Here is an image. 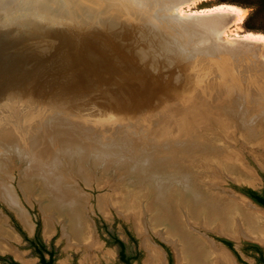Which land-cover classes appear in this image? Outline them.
<instances>
[{
	"label": "bare ground",
	"instance_id": "6f19581e",
	"mask_svg": "<svg viewBox=\"0 0 264 264\" xmlns=\"http://www.w3.org/2000/svg\"><path fill=\"white\" fill-rule=\"evenodd\" d=\"M196 1L201 0H0V116L8 110L21 125H28L29 119L35 113L36 110L32 107L27 109L28 107H19L18 104L13 106L15 102L10 84L18 76H23L19 83L21 87L24 82L23 88L17 95L21 100L31 98L34 94L36 96L46 94L53 102L61 100L66 94L72 97L73 104L85 99L94 101L99 97L106 98L109 104L113 101H123L121 108L118 106L121 118L127 111H131L136 117L153 116L154 125H162L160 129L167 135L165 139L177 147L189 142L186 132L194 128L191 146L187 147L188 150L179 160H159L138 168L125 163L127 160L124 163H108L95 154L86 157L80 152L81 156L78 153L66 154L68 157L63 169L67 168L68 171L73 169L76 176L89 183L90 175L86 173L85 167L91 169L90 172H94L95 168L100 171V182L103 184L104 179L118 175L120 170L114 184L119 191L110 196L101 195L100 208L106 209V202H117L126 212L134 214L140 231L148 220L155 231L164 233L166 238L178 243H175L174 248L176 264H237L230 252L215 246L208 238L192 231L190 225L198 222L203 228L213 227L236 239L246 236L264 243V208L240 193L236 192L242 196L241 198L223 193L224 189L220 188V183L217 182L219 178H224V174L233 178L243 177L253 182L252 176L245 169L248 166L236 150L229 147L228 135L237 132L239 135L244 133L253 137L263 136L264 115H259L261 122L257 121L258 119H250L245 106L237 105L236 110L228 109V113H225L227 109L214 111L193 121L191 116L194 115H190L188 110L189 106H193L191 108L193 109L200 103L198 92L193 83L188 81V77L182 73L180 61L176 59L180 52L179 46L172 45L168 36L183 30L184 37L193 41L202 33L201 31L210 29V23L216 24L219 26L215 34L218 39L215 44L217 48L226 56L243 64L246 72L253 71L252 73L264 77V33L249 31L242 35L230 36L227 30L243 21V9L225 3L200 10L183 9ZM168 8H174L175 13H168ZM132 33L149 38V43L141 47L130 46ZM67 40H72L75 45V48L67 53V56H71L70 60H65L56 67L41 69L35 76L25 81L30 69L40 61H45L47 57L62 50H68L69 48H64ZM160 49L164 53H159ZM170 76L171 78L164 83L163 80ZM182 76H185L186 81L180 90L177 83L182 81ZM238 78L236 77V80ZM110 84L114 89L111 87L109 90L113 91L107 93L105 88ZM85 88L87 90L90 88L91 91L88 92L84 90ZM251 88L249 93L251 92L253 98L264 96L261 91ZM235 90L232 94H235ZM237 98L243 100L239 96ZM193 102L196 104L192 105ZM260 107L264 106L261 104ZM175 112H178L177 119L163 126L162 121ZM54 114H57L56 111ZM198 114L200 115V112ZM115 121L118 123L117 119ZM61 124L57 119H50L46 123L47 129L44 133L33 139L36 145H42L41 150L37 149L33 164L30 163L31 158L25 150L24 154L30 162L24 168L26 171L23 174L24 183L21 189L26 196H31L35 189L34 181L43 183L38 195L45 197L43 209L50 214L46 218V233L51 234L54 231L53 219L56 221L61 219L62 225L64 224L63 234L67 239L70 242L84 243L91 249L98 247L100 243L95 240L92 223L86 217L85 197L81 196V191L74 184L70 185L71 179L63 169L56 176L50 167L60 149L66 150L76 144L81 148L78 144L80 141L73 138L79 134L75 135L74 132V136L70 137L71 134H67L68 128ZM201 130L208 136V138L201 136L205 141L198 139ZM7 140L9 138L3 143ZM147 143L131 141L122 148H120L122 143H119L120 145H116L120 147L113 150L116 151L115 154L131 159L130 161L142 157L143 154L150 155L149 145L154 146L162 155L174 154L173 150H166L168 143L162 145L158 141L155 144ZM15 146L12 145L8 150ZM108 149L103 148L101 155H107ZM206 149H210V153L202 152ZM3 157L4 155L0 157V174L6 176L2 172L6 168L2 161ZM215 157L222 160L219 163L224 164L221 166L218 163L224 168V171L218 173L219 177L208 170L212 164L211 160H215ZM74 158L76 162L72 160ZM85 161L88 163L87 166L83 164ZM105 161L106 164L103 163ZM193 162L195 163L192 164ZM112 168L114 169L111 172ZM215 169L218 171L217 164ZM2 175L0 192L7 200L10 199L17 204L19 200L16 191ZM14 208L18 212L17 208ZM23 213L28 221L29 216L26 212ZM145 245L149 246L150 250L149 263L163 264L162 251L148 240Z\"/></svg>",
	"mask_w": 264,
	"mask_h": 264
},
{
	"label": "rangeland",
	"instance_id": "374dc122",
	"mask_svg": "<svg viewBox=\"0 0 264 264\" xmlns=\"http://www.w3.org/2000/svg\"><path fill=\"white\" fill-rule=\"evenodd\" d=\"M222 3L234 4L236 6H239L243 9L244 13L243 21L239 24L232 25L227 30L228 35L237 36L238 34L242 35L249 31L264 33V0H201L196 1L191 5H187L183 9L187 11H191L194 9L200 10L214 7ZM174 10V8L167 9L168 13H175ZM123 19L126 20L125 18ZM209 25L210 29L201 31L202 33H200L197 38L193 39V41L187 40V38L184 37L183 30L175 32L174 34H172V36H168L172 45H176L177 47L179 46L178 48L180 49V52L176 56V59L180 61L182 73L188 77L189 82L193 83L192 85L194 86L195 90L197 89L198 92L197 97L200 98H198V103H200L197 104L196 107L191 109L193 106H189V114L194 115L191 116L194 118H192V120H199L202 117H205V115L210 114L214 111L220 112L225 111L226 109L231 110V108H234V110H236L238 107L245 106V110L250 114V116L248 115L249 118L254 120L258 119L257 121L261 122V120H259V115H264V107L260 106L261 104L262 106H264V96L253 98L251 92L249 93V91L252 87L253 89L261 91V94L264 95V77L257 75V73H252L253 71L246 72L245 70L247 69H245L243 64H239V62L234 58L228 57L224 53H222V51H220L215 45L218 40L215 37V34L217 33V29L219 30V26L212 23H210ZM132 35L133 36H130V46L132 47H141L144 44L149 43L150 41L149 38H146L143 35H136L134 33H132ZM205 41H207L209 44ZM64 48L69 49L62 50L61 52L53 54L51 57H47V60L49 59V61H40L38 65L33 67V69H30L32 72L29 70L30 73L29 75L27 74L28 77H25L26 79L24 78L25 81L28 78H32L33 76H35L36 73L40 72L41 69H44L46 67H56L59 64H62V62H65V60H70L71 56H67V53L75 48L74 42L72 40H67L64 43ZM128 52H130V50H128ZM159 53H164V51L160 49ZM170 56L174 57L172 54H170ZM22 77L23 76H18L10 84V91L14 95L13 100L15 102L13 106L15 104H18L19 107H28L27 109H29V107H32L36 111L29 119L28 125H21V123L17 121L16 118H13V116L10 115L8 110L4 112V115L0 116V157L4 155L2 161H4L6 168L3 169L2 172L5 173L6 176H3L2 174L0 175H2V178H4L16 191L19 202H17V204L15 203V205L10 199H8V201L1 192L0 197L7 203H10L11 206L13 205L17 208V213L19 214L20 212L19 215L25 223L17 216L15 211H13L0 198V264H43L41 260L42 256H44L46 260H50L51 264H150V250L148 248L149 246L145 245L146 240L152 242L155 246L157 244L161 246L166 252L169 264H176L177 260L174 259L170 245L174 250V248L176 247L175 243L177 242L166 238L164 236V233L155 231L148 220L143 224V230L140 231L138 229L137 223L134 220V214L126 212L124 208L120 207L117 204V202H106V209L100 208L99 197L101 195L105 194V196H110V194L119 191V188L114 186V184H116L118 176L121 172L120 170H118V175L106 180L104 179L103 181H105V184H103L102 182H100V171L95 168H93L94 172H90L91 169L85 167L86 173L90 175L89 183H87L82 177L76 176L73 169L68 171L67 168H63L66 162L65 160L68 157L66 156V154L76 155L77 153L79 155L82 153L86 157H90L92 154H95L96 157L104 159L108 163H124V161L127 160V162L125 161V163H130L131 165H134L138 168L149 165L152 162L159 160H179L188 150L187 147L191 146L190 144L193 138L192 131L194 130V128L186 132L187 138H189V142H186L185 145L181 147H177L173 144V142L168 143V141L165 139L167 135H164L162 133L163 131L160 129V126L162 125H154L155 118L153 116L136 117L133 113H131V111H127V114L124 112L121 118L119 116V108H121V106L124 104L123 101H120L121 103L119 101H113L109 104L106 98L99 97L94 101L85 99L80 102H74L73 104L72 97L66 94L62 97L61 100L59 99L53 102L50 101L48 97H46V94L37 96L36 94H34L33 96H31V98L29 97L28 99L21 100V98L17 95L20 94L19 91L23 88L24 82L23 84H21V87L19 86ZM236 77L239 78L236 80ZM170 78L171 76L166 77L163 82L166 83ZM185 81V76H182V81H179L177 83V86L180 90L183 89L182 85L185 83ZM111 87L112 89H114L113 85L110 84L105 88V92L111 93L113 91L109 90ZM17 88L20 89L18 90ZM227 89L230 90L227 92ZM84 90H87V88H85ZM89 90L87 91L90 92L91 90ZM234 90L235 94H232L234 93ZM209 91H211V93H209ZM225 94L227 95L225 96ZM237 96H239L243 100H240L239 98H237ZM212 100L214 101V103ZM244 100L245 102H243ZM42 101L45 104H43ZM91 103L92 105L94 103V105L92 106ZM259 103H261L260 106ZM195 104V102L192 103V105ZM209 104H212L214 106H208ZM73 105H75L77 109ZM118 106L120 107L118 108ZM48 107H50L51 109ZM94 110H96V112ZM229 110L225 113H228ZM55 111L57 114H54ZM88 111H90L91 113ZM87 112L89 114H87ZM198 112H200V115L198 114ZM101 114L103 115L101 116ZM177 115L178 112H175V114L171 115V117L163 120V126L177 119ZM53 116L55 118H52ZM50 119H57L58 122L65 125V128H68L67 134H71L70 137L74 136V134H79L77 137L74 136L73 138H76L77 141L81 142H78V144L81 145V148H79L80 146H77L76 144L72 145L74 147L70 146L71 148H66V150L60 149L56 153L54 162H52V165L50 167L53 168L56 176L63 169V172L68 174L71 179L70 185L74 184L75 187L81 191V196L85 197L84 207L87 215L86 217H88V219L91 221L92 227L96 228L97 235L94 231V228L92 232L95 240L100 243L98 247L89 249L87 248V246H85L84 243H76L72 241L70 242L63 234L64 224L62 225L63 220L61 221V219L57 220L61 223L53 219L54 231L51 235L47 234L45 230V223L47 216H49L50 214H47V210L43 209L45 197L38 195V191H40V187L43 185V183L41 184L40 181H34L36 184L34 183L35 189L33 191V195L31 196H26L22 192L23 189L21 190L24 183L23 174L26 171V169L24 168L25 166H28L30 162L29 159L25 156L24 152L26 150V153L31 158L30 163L33 164L35 162L34 160L37 154V149L41 150L42 148V145H36L35 142H33V139H35L36 137L39 138V135H42L44 133V130L47 129L46 123H48ZM115 119L118 120V123H116ZM113 121H115V123ZM70 125L71 127H69ZM70 128L72 129L70 130ZM73 128L75 129L73 130ZM199 133L201 134L200 136H198L199 140L205 141V139H202L201 136L208 138V136L204 133V130H201ZM175 136V139H177V135ZM87 137L89 138L87 139ZM6 138H9V140L3 143ZM220 140L221 139H218V141ZM228 140L229 147L231 146L230 148L236 150V152L243 159L241 160L244 161L248 166V168L245 167V169L252 176L251 180H253V182H250L246 180V178H240L238 176H236L238 180L245 182L237 183L229 178H227L226 181L224 180V178H219L217 182L220 183V188L224 189L222 190V192L228 194L229 196H239L240 198L242 197L240 196V194H237L236 192H230V189L245 192L247 194L249 190H253L258 192V194L264 195V146H259L260 144L264 145V135L260 137H253L246 134L244 135V133L242 135H239L237 134V132H233L232 134L228 135ZM131 141L140 143L150 142L149 144L153 142L155 144V142L158 141L160 142V145L168 143V147L166 148V150H173L174 154L162 155L156 149H154V146L151 147V145H149L148 148L149 152H151V154L148 155L149 157L143 154L142 157L136 158V160L133 159L132 161H130L131 159L128 160L123 158L120 154L114 153L116 152L114 150H116L120 146V148H122V146L125 147V144ZM119 143L122 144L120 145ZM116 144L120 146L117 147L118 145ZM12 145L16 146L8 150V148H10ZM103 148L106 150L109 148V152H107V155L105 156L101 155V150H103ZM110 148L112 152H110ZM204 151L210 153L211 150L206 149L202 152ZM75 159L76 158L72 160L76 162ZM218 159V157H215V160H211L212 164L209 166L208 170L209 172L213 171V174L215 173L219 177L218 173L220 171H224V168L221 167L224 164L219 163V161L222 160ZM106 161L103 163L106 164ZM194 163L195 162H193L192 164ZM83 164L85 166L88 165L86 161ZM105 164H102V166L106 167ZM215 164H217L218 171L215 169ZM241 164L243 165L242 162ZM113 169L114 168H112L110 171L112 172ZM69 172H71L72 175ZM19 184L21 185V188ZM35 193H37V195H35ZM35 198L39 201H37ZM22 208H24L25 210L23 211ZM42 209L46 213L43 212ZM117 209L124 215L121 214ZM23 212H26V214L29 216L28 221L24 218ZM190 227V229H192V231H195V233L208 238L211 243V240L213 239L222 243H226L230 247V249H232L233 253L237 256L240 264H264V246H258L259 248H261V251H259L257 247H255L257 243L248 240L251 238L243 236L236 239L235 237L224 234V232L217 230L216 228H203V226H201V224L198 222L191 223ZM219 234L242 241L240 243H237L235 241L229 240V242L227 243V239L224 240V237ZM160 238L170 245L163 242ZM245 238L247 240H244ZM80 246H85V248H79ZM10 247L13 248V252H3L5 251L4 249H11Z\"/></svg>",
	"mask_w": 264,
	"mask_h": 264
},
{
	"label": "flooded vegetation",
	"instance_id": "af4514ba",
	"mask_svg": "<svg viewBox=\"0 0 264 264\" xmlns=\"http://www.w3.org/2000/svg\"><path fill=\"white\" fill-rule=\"evenodd\" d=\"M251 196V195H250ZM264 206V205H263ZM94 228V227H93ZM94 231H95V233H96V228H94ZM53 233V232H52ZM51 233V234H52ZM50 234V235H51ZM96 235H97V233H96ZM65 238V237H64ZM230 238V237H229ZM66 239V238H65ZM225 239H227L226 240V242L228 243L229 242V240L230 239H228V238H225L224 237V240ZM233 239V238H232ZM246 239V238H245ZM244 239V240H245ZM235 239H233L232 241H234ZM247 240V239H246ZM248 240H251V239H248ZM214 244H215V246H217V247H220V248H223L224 250H226L227 252H230V254L233 256V258H234V260H235V262L237 263V264H240L239 263V261H238V258H237V256L233 253V251H232V249H230V247L226 244V243H222V242H219V241H216L215 239H213V240H211ZM236 242L237 241H239V240H235ZM240 241H242V240H240ZM254 241H257V240H254ZM257 242H259V241H257ZM238 243V242H237ZM240 243V242H239ZM256 243V242H255ZM261 243V242H260ZM264 244V243H263ZM161 251H162V253H163V255H164V263L163 264H169V260H168V258H167V256H166V252L164 251V249L161 247V246H159L158 244L156 245ZM256 247H257V249L259 250V251H261V248H259L258 246H260V247H263V246H261L260 244H258L257 243V245H255ZM85 248V246H80L79 248ZM11 249H4L5 251H3V252H6V251H9V252H13L14 250H13V248L12 247H10ZM75 248H77V247H75ZM176 256V255H175Z\"/></svg>",
	"mask_w": 264,
	"mask_h": 264
},
{
	"label": "water",
	"instance_id": "95a60500",
	"mask_svg": "<svg viewBox=\"0 0 264 264\" xmlns=\"http://www.w3.org/2000/svg\"><path fill=\"white\" fill-rule=\"evenodd\" d=\"M227 178H229V179H231V180H233V181H235V182H237V183H240V182H242V181H239V180H237L236 178H233L231 175H228V174H224V180L226 181V179ZM20 185V184H19ZM249 185V184H248ZM20 188H21V185H20ZM22 190V189H21ZM232 191H234V192H237V193H240V194H242V195H244V196H246V197H248L249 199H251V201H253L254 203H256L257 205H259L260 207H262V208H264V206L262 205V204H260L259 202H257L253 197H251L249 194H247V193H245V192H241V191H236V190H234V189H231ZM23 192V191H22ZM1 198V197H0ZM2 199V198H1ZM36 199V198H35ZM3 200V199H2ZM37 201H39L38 199H36ZM13 211H15V213L17 214V216L21 219V217H20V215L17 213V211H16V209L14 208V207H12L9 203H7L5 200H3ZM22 220V219H21ZM23 221V220H22ZM24 222V221H23ZM25 223V222H24ZM26 225V224H25ZM27 227V226H26ZM28 228V227H27ZM219 235H221V234H219ZM221 236H223V237H225V238H228V239H230V240H233L232 238H229V237H227V236H224V235H221ZM161 239V238H160ZM162 240V239H161ZM246 240V239H245ZM163 242H165L166 244H168L166 241H164V240H162ZM235 241V240H234ZM250 241H254V240H250ZM236 242V241H235ZM254 242H256V243H258V244H260L261 246H264V244L263 243H260V242H257V241H254ZM168 245H170V244H168ZM170 247H171V249H172V252H173V256H174V259L176 260V256H175V252H174V250H173V247L170 245Z\"/></svg>",
	"mask_w": 264,
	"mask_h": 264
},
{
	"label": "trees",
	"instance_id": "16d2710c",
	"mask_svg": "<svg viewBox=\"0 0 264 264\" xmlns=\"http://www.w3.org/2000/svg\"><path fill=\"white\" fill-rule=\"evenodd\" d=\"M248 194L251 195V197H253L257 202L264 205V195L258 194V192L253 191V190H249ZM41 260H42L43 264H51V261L46 260V258H44V256H42Z\"/></svg>",
	"mask_w": 264,
	"mask_h": 264
}]
</instances>
